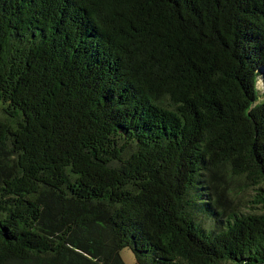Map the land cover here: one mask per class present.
Returning a JSON list of instances; mask_svg holds the SVG:
<instances>
[{"label": "trees", "instance_id": "trees-1", "mask_svg": "<svg viewBox=\"0 0 264 264\" xmlns=\"http://www.w3.org/2000/svg\"><path fill=\"white\" fill-rule=\"evenodd\" d=\"M125 247L264 264V0H0V264Z\"/></svg>", "mask_w": 264, "mask_h": 264}, {"label": "rangeland", "instance_id": "rangeland-1", "mask_svg": "<svg viewBox=\"0 0 264 264\" xmlns=\"http://www.w3.org/2000/svg\"><path fill=\"white\" fill-rule=\"evenodd\" d=\"M254 194L253 189H249L247 192H243L241 198H250ZM121 256L126 264H138L136 256L130 247H125L121 250Z\"/></svg>", "mask_w": 264, "mask_h": 264}]
</instances>
